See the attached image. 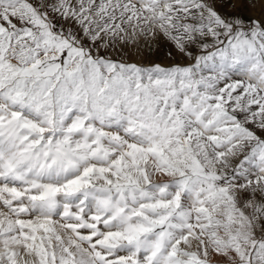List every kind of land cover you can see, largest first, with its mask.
Masks as SVG:
<instances>
[{
  "label": "snow or ice",
  "instance_id": "obj_1",
  "mask_svg": "<svg viewBox=\"0 0 264 264\" xmlns=\"http://www.w3.org/2000/svg\"><path fill=\"white\" fill-rule=\"evenodd\" d=\"M0 264H264V0H0Z\"/></svg>",
  "mask_w": 264,
  "mask_h": 264
}]
</instances>
